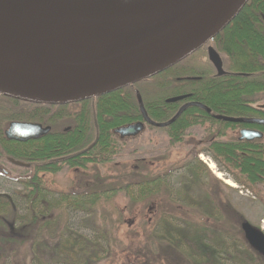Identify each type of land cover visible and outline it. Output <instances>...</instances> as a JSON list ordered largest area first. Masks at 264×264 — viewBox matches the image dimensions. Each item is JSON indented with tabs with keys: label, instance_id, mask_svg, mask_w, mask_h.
<instances>
[{
	"label": "trees",
	"instance_id": "trees-1",
	"mask_svg": "<svg viewBox=\"0 0 264 264\" xmlns=\"http://www.w3.org/2000/svg\"><path fill=\"white\" fill-rule=\"evenodd\" d=\"M212 44L218 53L224 55L226 74L216 75L206 51L198 50L169 69L138 82L143 107L154 122L161 123L172 118L180 101L166 102V99L185 92L192 93L191 99L210 109L209 113L202 108L189 106L165 127L146 124L151 130L165 133L172 147L184 143L185 131L195 126L217 129L219 136L225 135L227 129L238 126L256 127L264 133V125H243L219 120L211 115L264 116V110L254 106L264 101V0H248L238 15L213 38ZM186 76L191 78H184ZM136 91L127 86L85 100L81 103L80 111L67 110L69 114L65 111L68 105L34 104L0 96V161L18 171L28 209L26 215H18L12 209V199L0 195V264L3 259H12L21 250L24 253L23 249L28 243L38 247L41 244L38 240L40 233L49 230L51 234L50 227L53 228L60 219V214L49 217V212L60 211L63 214L68 206L82 211L94 210L116 194H122L131 203L164 195L167 206L172 204L175 207L174 212L189 210L195 219L194 222L185 221L186 227L182 228L170 220L173 218L172 212L164 210L162 214L170 219L163 218L160 227L150 226L148 221H143L142 231L146 235L134 236L126 247H121V250L133 256L132 248L138 243L141 246L136 256L139 264L220 263L219 259L231 246L227 240L234 241L236 231L242 233L241 226H238L241 215L230 207V203H222L217 194L205 192L203 204L190 201L189 196L173 197L165 182V170L151 176L149 171H146V175L140 174L144 166L138 170L132 168L118 176V180L113 183L106 184V179H100V186L86 197L63 195L54 202H48L45 208H39L45 198L42 175L57 174L64 169L85 171L91 165H104L113 161L120 152V140H123L113 130L143 121ZM66 116H72L74 120L67 130L52 127L47 134L23 142L8 139L4 134L12 121L54 125ZM210 148L226 169L237 173L239 177L232 176L235 182L240 183L242 179L250 188L264 185V139L245 141L219 138ZM198 164L187 163L190 176L193 173L195 178H198L199 173L201 175ZM132 187L136 188V192L131 191ZM112 230L107 231L109 237L104 234L100 236L105 240L106 247L99 242V238L87 241L67 229L56 232L53 237L57 241L49 247L53 249L52 254L56 250V256L63 263L97 264L109 254L111 244H117V237L113 236L115 231ZM130 231L135 233L131 228ZM45 234L44 237L50 240L49 234ZM190 249L199 252L190 255V258L187 252ZM254 256L250 252L247 259V254L241 252L233 254L229 260L232 264H257V260L251 261L256 259Z\"/></svg>",
	"mask_w": 264,
	"mask_h": 264
},
{
	"label": "water",
	"instance_id": "water-1",
	"mask_svg": "<svg viewBox=\"0 0 264 264\" xmlns=\"http://www.w3.org/2000/svg\"><path fill=\"white\" fill-rule=\"evenodd\" d=\"M247 1L0 0V10L25 17L46 15L71 3L73 8L67 13V20L96 21L103 25L133 24L132 31L142 32L139 37L92 61L89 67L55 58L21 56L0 47V96L55 106L85 101L131 86L169 69L207 44L238 15ZM208 59L216 74L223 75L221 58L212 47L208 48ZM136 98L143 121L116 128L114 133L120 138L137 136L145 124L165 127L191 105L210 112L201 103H187L172 118L157 123L148 117L138 91ZM182 98L170 97L166 102ZM259 108L264 109V104ZM215 118L264 125V120L258 118L222 115ZM49 130V126L39 123L12 121L4 134L8 139L23 142L39 138ZM239 134V139L246 140L262 137L260 131L250 129H242ZM243 226L250 243L264 254V233L249 223Z\"/></svg>",
	"mask_w": 264,
	"mask_h": 264
},
{
	"label": "rangeland",
	"instance_id": "rangeland-1",
	"mask_svg": "<svg viewBox=\"0 0 264 264\" xmlns=\"http://www.w3.org/2000/svg\"><path fill=\"white\" fill-rule=\"evenodd\" d=\"M139 88L140 86L138 87V85L135 87L137 91ZM258 103H264V101ZM80 108L81 105H70L65 108V111L69 114L71 111H80ZM72 119V116L63 117L60 119L63 121H60L53 128L63 129L68 127L70 124L72 125ZM203 131L202 128L189 129L188 134L184 138V143L172 147L165 133L145 127L137 136L120 140V152L116 154L111 162L104 165H91L85 171L82 169H64L57 174H44L42 176L45 198L42 200L39 208H45L48 202H54V200L63 195L71 198L86 197L93 189L100 186V179H106L104 181L106 184L113 183L118 180V176L127 173L132 168L138 170L140 166H144L145 168L142 169L140 174L146 175V171H149L151 176L165 170V182L169 186L173 197L189 196L190 201L203 204V200H206L204 196L205 192L213 195L217 194L216 196L221 198L222 203H230V207L241 215L238 226H241L242 233H237L236 231L237 239L226 241L231 246H228L227 253L221 256L219 259L220 263L218 264H232L229 258L231 259L233 254L236 255L241 252L247 254V259L250 252H252L253 255L255 254L254 257L256 259H252L251 261L257 260V264H264V254L250 243L243 226L245 223H249L253 228L262 231V222L264 220V185L250 188L242 179L240 183L235 182L232 179L233 175L235 177L238 176L235 171L227 170L221 163L217 165L208 153L200 151L201 146H194L196 140L192 137L190 138V135L194 137ZM226 131L228 132L229 130L227 129ZM230 135L233 140L238 135L237 130L234 128ZM164 160H166V163H164ZM189 162L200 164L201 175L199 173L198 178H195L194 173L190 176L191 172L186 166ZM209 162L214 163L215 171L222 173L224 178L231 180L235 186H229L223 180L217 178L212 169L209 168ZM18 178L19 174L17 170L13 169L8 163L0 161V195H6L12 199L14 203L12 209L16 214L26 215L28 210L27 202L22 195L24 190ZM196 180H198V183H196ZM131 191L136 192V188L132 187ZM166 201L167 198L164 195H160L149 200L131 203L127 197H124L122 194H116L94 210L82 211L68 206L65 207L63 214L60 211L49 212V217L60 214V219L56 221L53 228L50 227V230H52L51 234L49 230L45 232L46 234L44 233L45 235L49 234L50 240L45 238L43 233H40L38 240L41 244L38 247L37 245L32 246L31 243H28L25 249H23L24 253L21 250L12 259H3L2 264H73L72 262L63 263L56 256V250L52 254L53 249L49 246L52 243H56L57 239L53 237L54 235L56 236V232L67 229L68 232L82 236L87 241H94L99 238V242L106 247L105 240H102L100 236L104 234L106 237H109L107 231L109 229L112 230V228L115 231L113 236L117 237L116 239L118 240L116 241L117 244L112 243L109 254L106 256L103 254L105 258L97 262V264H137V249L141 246L138 243L134 244V248H132L134 250L133 256L127 251L121 250V247H123L122 245L126 247L127 242H130V239H134V236L136 238L137 236L146 235V232L142 231L143 221H148L150 226L154 227L156 225L160 227L159 224H162L160 221L163 218L170 219L168 216L162 214L164 210H170L172 212L171 215H173V218L170 220L182 228L186 227V224L184 225L185 221H195L189 210L182 213L179 210L174 212L175 207L172 204L167 206ZM170 206H172V209H170ZM205 221L208 222L207 219ZM212 224L214 225V223ZM215 226L218 228L217 224ZM130 228L135 233L129 232ZM189 251L187 252L190 258L193 253L195 255L199 252L194 249H190ZM204 259L205 257H203ZM203 264H211V262H204Z\"/></svg>",
	"mask_w": 264,
	"mask_h": 264
},
{
	"label": "bare ground",
	"instance_id": "bare-ground-1",
	"mask_svg": "<svg viewBox=\"0 0 264 264\" xmlns=\"http://www.w3.org/2000/svg\"><path fill=\"white\" fill-rule=\"evenodd\" d=\"M73 8L66 3L54 12L36 17H25L0 10V47L26 57H48L61 59L81 67H89L111 51L141 35L132 31L133 24L103 25L96 21L73 22L67 20ZM61 22V24H59ZM217 178L229 186L235 184L215 171ZM264 229V220L262 222Z\"/></svg>",
	"mask_w": 264,
	"mask_h": 264
},
{
	"label": "flooded vegetation",
	"instance_id": "flooded-vegetation-1",
	"mask_svg": "<svg viewBox=\"0 0 264 264\" xmlns=\"http://www.w3.org/2000/svg\"><path fill=\"white\" fill-rule=\"evenodd\" d=\"M215 38V37H214ZM213 40V39H212ZM212 40L211 41H209L207 44H205L204 46H202L201 48H199L198 50H204V51H206V54H207V59H208V48L209 47H212V48H214V46H213V44H212ZM215 49V48H214ZM197 50V51H198ZM216 50V49H215ZM196 52V51H195ZM194 52V53H195ZM218 53V52H217ZM193 54V53H192ZM219 54V56H220V58H221V61H222V69H223V71H224V74H226L227 72L224 70V63H223V61H224V56L223 55H221L220 53H218ZM209 60V59H208ZM211 63V62H210ZM211 65H212V63H211ZM212 67H213V65H212ZM213 70H214V72L216 73V70H215V68L213 67ZM217 75V74H216ZM218 76H220V75H218ZM179 78H183V77H179ZM184 78H191V77H184ZM199 78V77H198ZM138 85V83H135V84H133V85H131L130 87L132 88V89H135V87ZM136 90V89H135ZM191 94L192 93H190V92H185V93H182V94H179V95H175V96H183V98L181 99V100H179L180 101V104H179V106H178V108H177V110L182 106V105H184V104H187V103H193V102H198V101H196V100H193V99H191L190 98V96H191ZM174 96V97H175ZM97 98V97H96ZM92 99H94V98H92ZM88 100H90V99H88ZM83 101H81V102H74V103H69V104H65V105H61V106H70V105H81V103H82ZM198 103H200V102H198ZM261 104H264V103H255L254 104V106L256 107V108H258V109H261V108H259V105H261ZM247 105V104H246ZM52 106V105H51ZM57 106V105H56ZM58 106H60V105H58ZM192 106V105H191ZM189 107V106H188ZM261 110H264V109H261ZM210 113V112H209ZM212 115V117H214L215 118V116H217V115H221V114H217V113H212L211 114ZM222 116H224V115H222ZM229 117V116H228ZM241 117H243V118H258V119H263L264 120V116L263 117H261V116H241ZM233 118H238V117H233ZM60 121H63V120H59L58 122H55L54 123V125H43L42 123H39V124H41L42 126H49L50 127V130H51V128L52 127H56L57 125H58V123L60 122ZM72 122H74L73 121V119H72ZM136 122H138V121H136ZM133 123H135V122H133ZM73 124V123H72ZM129 124H132V123H129ZM239 124H243V125H248L247 123H239ZM128 125V124H127ZM70 126H72L71 124L68 126V127H65V128H63V130H67V129H69L70 128ZM123 126H125V125H123ZM8 127V126H7ZM120 127H122V126H120ZM145 127H146V124H145ZM119 128V127H118ZM195 128H202L204 131L202 132V133H198L197 135H195L194 137L193 136H191L190 135V138L192 137L193 139H195L196 140V142L194 143V146H201L200 147V151H204L205 153H208L209 155H210V157L212 158V160H214V162L217 164V165H220V161L215 157V155L213 154V152H212V150H211V146H213L214 145V143H216L217 142V140H219V138H222V139H224V140H232L231 139V135L230 134H232V130L233 129H228L229 131L227 132H225V135H223V136H219V130H217V129H211V130H209V129H207L205 126H195V127H191L190 129H195ZM236 130H237V132H238V135L234 138L235 140H245V141H254V140H262V139H264V133L259 129V128H256V127H252V126H238V127H236L235 128ZM242 129H250V130H257V131H260L261 133H262V137H260V138H254V139H252V140H246V139H239V137H240V134H239V132H240V130H242ZM6 130V129H5ZM49 130V131H50ZM115 130V129H114ZM114 130H113V132H114ZM188 131H189V129L188 130H186L185 131V135H184V138L186 137V134H188ZM5 132V131H4ZM229 134V135H228ZM43 136V135H42ZM41 137V136H40ZM118 137H119V135H118ZM120 138V137H119ZM128 138H133V137H128ZM127 138V139H128ZM120 139H126V138H120ZM185 141V140H184ZM222 164V163H221ZM223 166H224V164H223ZM228 170V169H227ZM262 229V231L261 232H263L264 233V231H263V228H261Z\"/></svg>",
	"mask_w": 264,
	"mask_h": 264
}]
</instances>
